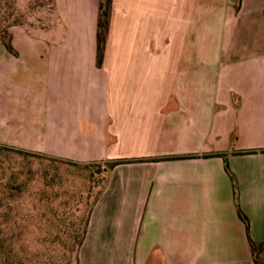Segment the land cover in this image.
<instances>
[{
    "label": "crops",
    "instance_id": "0c3cea01",
    "mask_svg": "<svg viewBox=\"0 0 264 264\" xmlns=\"http://www.w3.org/2000/svg\"><path fill=\"white\" fill-rule=\"evenodd\" d=\"M99 5L55 0V28L13 27L15 52L0 38V144L128 160L92 209L79 264H256L264 0H113L102 65Z\"/></svg>",
    "mask_w": 264,
    "mask_h": 264
},
{
    "label": "rangeland",
    "instance_id": "374dc122",
    "mask_svg": "<svg viewBox=\"0 0 264 264\" xmlns=\"http://www.w3.org/2000/svg\"><path fill=\"white\" fill-rule=\"evenodd\" d=\"M21 24L51 30L53 0H17ZM111 160L74 161L0 146V264H78L94 202L106 188ZM262 242V243H261ZM254 261L264 264V241Z\"/></svg>",
    "mask_w": 264,
    "mask_h": 264
},
{
    "label": "trees",
    "instance_id": "16d2710c",
    "mask_svg": "<svg viewBox=\"0 0 264 264\" xmlns=\"http://www.w3.org/2000/svg\"><path fill=\"white\" fill-rule=\"evenodd\" d=\"M53 1L55 5V0ZM112 3H113V0H100L99 15H98V30H97V49H98L97 61L99 65H102L103 59H104V52L106 48L110 21H111ZM20 17H23V14H22V11L18 7L17 0H0V38L2 39L6 47L11 52H15V50L12 46V34L10 32V28L14 25L21 24ZM0 146L24 151V149L11 147L7 145H3V144H0ZM247 152H256V150H250ZM35 153H38V152H35ZM172 158L174 157H169L168 159H172ZM127 161L128 160H121V159L111 160L106 168V170H108L109 172V176H110V172L112 171V169H114L116 165L127 162ZM226 165L229 168L227 160H226ZM231 177H232L233 184H234V192H235L239 216L245 222L246 227L249 230V219L247 215L242 211L239 205L238 189H237V183H236L235 177L233 175ZM108 182H109V178L107 181V185H108ZM98 199L99 197L94 202V205ZM88 224H89V220H88L84 235L79 242V247L82 245L84 238L86 236ZM4 241L5 240L0 237V248H4L5 246ZM250 243H251L252 251L254 253L256 246L258 244H261L262 242L257 243L250 238ZM255 263L257 264L256 261ZM78 264H79V257H78Z\"/></svg>",
    "mask_w": 264,
    "mask_h": 264
}]
</instances>
